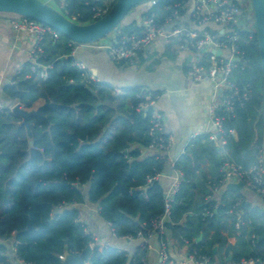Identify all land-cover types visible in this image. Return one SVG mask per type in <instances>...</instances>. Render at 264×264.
I'll list each match as a JSON object with an SVG mask.
<instances>
[{"label": "trees", "instance_id": "1", "mask_svg": "<svg viewBox=\"0 0 264 264\" xmlns=\"http://www.w3.org/2000/svg\"><path fill=\"white\" fill-rule=\"evenodd\" d=\"M59 1L52 5L58 8ZM64 1V15L88 24L94 21L95 7L103 8L107 2L111 7L116 0ZM189 3L156 0L144 15H156L164 23L176 10L186 16ZM190 17L198 23L193 14ZM114 31L121 36L140 33L137 21ZM239 36L244 60L231 79L240 94L249 91L251 98L236 101L231 113L224 109L217 112L223 118L220 135L227 153L220 151L211 134H200L174 163L181 181L165 223L190 245V255L208 256L210 264L250 260L264 264V210L243 208V196L232 192L224 191L219 201L213 199L216 190L223 188L221 169L226 162L250 169L264 153L258 36L255 28L240 30ZM76 45L61 33L55 41L46 38L37 69L32 71L27 61L1 86L0 101L5 105L17 103L30 110L43 100L70 108L42 111L48 123L30 119L33 147L22 119L7 108L0 114V264H11L6 256L8 240L13 241L16 258L24 264H62L60 257L66 253L79 254L94 244L76 205H97L100 217L117 239L147 234L151 221L165 213L166 192L158 177L166 155L142 154L158 136L150 135L152 109L142 106L159 95L139 87L115 94L105 84L92 81L70 59ZM202 62L207 64L206 56ZM48 66L43 80L40 73ZM232 131L237 132L238 141ZM205 159L210 161L211 179L198 176ZM198 188L204 196L196 199ZM238 213L242 218L237 231ZM224 231L239 234L235 246L227 245ZM200 237L202 241L196 243ZM216 245L219 251L214 253ZM147 251L142 246L130 258L116 247L95 246L89 264H145Z\"/></svg>", "mask_w": 264, "mask_h": 264}, {"label": "crops", "instance_id": "2", "mask_svg": "<svg viewBox=\"0 0 264 264\" xmlns=\"http://www.w3.org/2000/svg\"><path fill=\"white\" fill-rule=\"evenodd\" d=\"M53 1L49 0L51 4H53ZM243 1L249 3V0ZM155 4L138 7V11L134 14L131 22H139L140 15ZM247 7H249V4L245 6L247 18L241 15L239 20V28L241 30L253 27L254 20L250 17ZM187 9V15L181 19L184 25L192 28L203 27L210 30L213 34L223 33V29L215 24L198 26L191 19L193 0H190ZM10 20L11 16L0 15V89L28 61L29 52L34 45V38L32 36H22L18 40L15 39ZM248 20H253V23L249 24ZM3 22H5V25L7 24L8 29L4 26ZM131 22L121 26H128ZM120 36L119 32H115L109 36V39H106V42L116 44ZM95 46L91 44H77L72 52V56L75 58V61H72L78 64L82 63L86 67L85 73L88 78L97 83L105 84L115 94H122L126 89L139 87L159 95L157 109L163 116L165 133L171 135L174 141L171 150L166 154L164 170L158 177L161 186L167 193L178 176L177 171L174 169V163L185 153L193 137L200 134L216 133L209 113L210 104L214 101L212 85L206 80L198 83L193 82L187 75L190 65L198 60L197 54L193 51L179 50L176 40L170 44L157 41L150 51L142 52L135 59L117 65L111 62L106 51L99 50ZM43 104H45V101L39 100L30 110H36ZM231 135L235 141H238L236 131H232ZM223 142L220 140L215 145L220 151L227 153L224 149L225 142ZM142 154L143 157H147L156 155L157 153L143 149ZM198 176L200 178L202 176L208 179L212 178L210 161L208 159H205L203 164H201V173H198ZM223 192L224 188L216 190L213 199L219 201ZM252 192L232 193L243 196V208L258 207L264 210V201L261 196L257 195L260 198L257 201L254 197L256 193ZM203 196L204 194L201 189L195 190L196 199ZM74 208L79 210L80 220L86 225L87 232L92 234L95 239L94 244L91 245L92 247L113 246L125 251L130 258H133L139 248L144 245L141 239H117L113 234L111 226L100 217V209L97 205L86 203L76 205ZM222 234L227 238V245L235 246L237 244L239 234L230 235L228 231H224ZM198 239L196 243H200L203 238L201 237V240L197 242ZM6 243L8 246L6 256L10 263L24 264L16 258V249L13 241L8 240ZM147 244L148 251L144 260L145 264H166L162 258V253H165L168 262L174 264H194L189 259L190 245L183 242L180 237H176V233L171 228L165 227L162 235L153 234L147 239ZM162 244H164L165 249H163ZM227 245L223 248L224 252ZM218 251L219 246L216 245L214 253ZM229 258L228 260L230 261L231 256Z\"/></svg>", "mask_w": 264, "mask_h": 264}, {"label": "built area", "instance_id": "3", "mask_svg": "<svg viewBox=\"0 0 264 264\" xmlns=\"http://www.w3.org/2000/svg\"><path fill=\"white\" fill-rule=\"evenodd\" d=\"M95 1L98 2L99 0ZM193 2L195 6L192 14L198 22L196 24L198 26L215 24L223 29L222 34H213L210 30L203 27L192 28L184 25L181 22L182 16L179 15L178 10L174 12L173 18L167 19L164 23H161L156 15L145 16L146 10L139 17L140 33L122 35L116 44H109L106 42V38L98 42L96 47L99 50L106 51L111 62L117 65L135 59L142 52L150 51L157 41L170 44L176 40L179 50L195 52L198 60L190 65L187 75L193 82L198 83L206 80L212 85L214 101L210 104L209 113L216 129V133L211 134V139L216 143L221 140L220 134L222 133L223 122V118L217 112L224 109L226 112L231 113L234 110L236 101L241 102L251 98L249 91L240 94V90L231 79L234 69L244 60V54L239 49V31L241 30L239 28V20L242 10L239 3L235 0H193ZM155 3L156 0L150 2L151 5ZM58 5L57 9L60 11L66 7L64 0H60ZM247 8L248 13L253 15L250 1ZM109 9L110 5L108 2L103 8L95 7L93 9L94 21L101 18ZM70 19L77 22L75 17ZM10 25L16 40L22 36H32L34 38V45L29 52L28 61L32 64V71H35L39 66V58L44 52L43 41L46 38H50L53 41L57 40L59 32L35 20L22 17L14 18L12 16ZM254 28L255 24L253 23V27L249 28V30H253ZM221 38L224 40L220 41ZM217 51H221L222 54L218 56L216 54ZM204 56L207 57V64L202 62ZM234 58H239L240 62H233ZM75 65L81 70H86V67L82 63H75ZM49 68V66L45 67L43 72L40 73V77L43 80L47 78V69ZM158 99L159 97L152 99L142 106V108L149 107L152 109L150 135H158L146 150L161 153V157H164L171 150L174 141L171 135L165 133L163 116L157 109ZM15 105L17 103L5 105L0 101V114L6 108L13 111ZM163 134H166L167 137H164ZM221 141L223 142V140ZM221 172L223 177L221 187L224 188L229 183L242 181L245 188L264 198V159L262 156L258 158L256 165L250 169H243L240 166L226 162ZM177 174V180L165 195L164 215L151 221L147 234L139 232L135 238L143 240V246H146L147 249V239L153 234L162 235L164 232L166 219L170 217L171 206L174 202L175 194L179 190L181 174L179 172ZM237 217L238 221L235 227L238 231L241 226L242 214L238 213ZM127 239L132 240L133 238L129 237ZM252 240L253 244H255V235H252ZM162 247L165 249L164 244H162ZM60 258L63 260L64 257ZM162 258L166 264H174L168 262L165 253H162ZM189 259L194 264H210V258L204 255L192 254L189 256ZM255 263L256 261L250 260L242 261L240 264Z\"/></svg>", "mask_w": 264, "mask_h": 264}, {"label": "water", "instance_id": "4", "mask_svg": "<svg viewBox=\"0 0 264 264\" xmlns=\"http://www.w3.org/2000/svg\"><path fill=\"white\" fill-rule=\"evenodd\" d=\"M150 1L152 0H116L101 18L88 24L74 22L50 2H42L40 0H0V14H6L11 17L12 15H17L18 17L32 19L53 28L75 44H91L106 39L116 28L122 25L126 16L134 8ZM249 1L253 12L252 19L254 20L258 36L262 67V104L264 112V0ZM194 6L195 3L193 2V10ZM216 54L220 56L222 52L217 51ZM70 59L75 61L74 56H71ZM233 62H240V59L234 58ZM64 108L69 109L70 107L55 103H45L36 110H27L17 104L14 106L12 112L22 119L21 125L25 127L29 145L33 147L34 142L30 119L36 117L48 123L42 111L46 109L59 110ZM244 189L245 185L242 181L232 182L224 187L225 192L241 193ZM243 206L245 205L243 204ZM200 240L201 237L197 242ZM93 249L94 248L89 245L79 254L66 253L62 260V264H89Z\"/></svg>", "mask_w": 264, "mask_h": 264}, {"label": "rangeland", "instance_id": "5", "mask_svg": "<svg viewBox=\"0 0 264 264\" xmlns=\"http://www.w3.org/2000/svg\"><path fill=\"white\" fill-rule=\"evenodd\" d=\"M40 1H42V2H49V0H40ZM150 2H152V1H150ZM150 2H147V3H144V4H142L143 6H145L146 7V5L147 4H150ZM237 2L239 3V5H240V7H241V10H242V15L244 16V18H247V14L245 13V6H247L249 3H247V2H244L243 0H237ZM245 4H247V5H245ZM142 5H139L138 7H140V6H142ZM138 7H136V8H134L127 16H126V18H125V20L123 21V23H122V25H124V24H126V23H128V22H131L132 20H133V17H134V14L138 11ZM0 15H6V14H0ZM251 13H250V17H251ZM14 18H18V16L17 15H12ZM249 21V24L251 23H253V20H248ZM3 24H4V26L5 27H7V24L5 25V22H3ZM255 24V23H254ZM7 29H8V27H7ZM6 29V30H7ZM117 31V30H116ZM113 33H115V31L114 32H112L111 34H113ZM107 39H109V36L107 37ZM98 42H94V43H91V45H96ZM96 47V46H95ZM0 98H1V94H0ZM6 105H8V104H6ZM28 110V109H27ZM263 159H264V153H263ZM242 192H244V193H248V192H251L250 190H248L247 188L246 189H244ZM252 193H254V192H252ZM255 194V193H254ZM254 197L257 199V201H259V196H257V194H255L254 195Z\"/></svg>", "mask_w": 264, "mask_h": 264}]
</instances>
